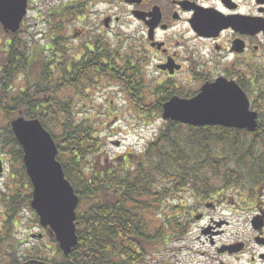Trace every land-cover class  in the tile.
Here are the masks:
<instances>
[{"label": "trees", "instance_id": "1", "mask_svg": "<svg viewBox=\"0 0 264 264\" xmlns=\"http://www.w3.org/2000/svg\"><path fill=\"white\" fill-rule=\"evenodd\" d=\"M62 14L59 11L56 17L62 19ZM62 35L61 25L51 26L50 47L36 48L27 45L25 39L14 41L19 35L12 34L4 46L7 54L0 66V110L8 120L4 127L6 137L0 139L2 147L13 148V153L9 154L15 155L24 178L28 179L23 149L10 121L24 116L39 119L45 127L54 123L58 130L52 135L59 149V160L82 202L76 220L78 244L70 255L65 256L57 240L50 237L60 254L57 261L45 246L29 250L24 255L25 261L30 260V264H142L172 239L183 235L184 225L180 221L173 222L171 214H165L170 197L177 200L180 193L191 192L201 206L214 198L227 200V196L236 192L241 194L243 188L252 192L249 200L255 196V184L264 183L263 112L254 133L219 125L192 126L163 120L158 112L165 101H147L139 96L131 103L143 113L138 116L139 122L144 119L140 126L150 125L153 122L150 119L157 116L161 122L158 131L140 151L129 147L112 158L106 157L102 148L105 140L101 138L96 120L79 115L87 106L78 91L88 72L82 71L75 57L59 50V46L65 49L61 44ZM121 48L122 45L116 46L115 68L110 76L125 84L130 64L119 60ZM21 73L26 76L25 86L15 89V80ZM92 75L87 78L90 83L97 80V75ZM135 83L136 80L130 81L133 87ZM126 88L132 93L127 85ZM66 91L73 95L62 98ZM253 105L257 107L259 101H253ZM97 152L98 157L96 155L84 167L87 158ZM20 197L22 199V195ZM30 199L28 195L22 201L28 206ZM158 212H164V225L152 234L147 216L153 218ZM13 224L12 216L9 226ZM2 240L0 244L7 243V239Z\"/></svg>", "mask_w": 264, "mask_h": 264}, {"label": "flooded vegetation", "instance_id": "2", "mask_svg": "<svg viewBox=\"0 0 264 264\" xmlns=\"http://www.w3.org/2000/svg\"><path fill=\"white\" fill-rule=\"evenodd\" d=\"M26 2L27 14L20 30L36 19L49 25V29L55 25L69 29L71 25L72 35L80 38L74 53L76 62L82 71L100 75L96 81L101 80L104 87L115 81L110 76L115 68L113 24L129 26L132 33L126 37L130 38L119 42L120 58L130 64L129 72L125 84L117 81L127 101H136L139 96L147 101L191 99L204 84L218 80L242 88L253 109V101H264V0H44L50 4L44 17L39 0ZM59 11L62 19L56 17ZM49 29L46 48L50 47ZM15 35H19L14 39L18 41L21 35ZM135 80L133 87L130 81ZM260 118L259 114V122ZM26 185L33 192L32 184ZM11 196L6 197L7 201ZM255 216H262L264 223V211L253 216V242H245L240 252L245 254L251 248L252 257L246 264L256 261ZM210 232L219 234L221 230L212 228ZM258 236L263 242L256 243L264 248V226ZM218 243L212 237L211 244L217 251ZM259 256L264 260V252ZM219 264L225 263L220 260Z\"/></svg>", "mask_w": 264, "mask_h": 264}, {"label": "rangeland", "instance_id": "3", "mask_svg": "<svg viewBox=\"0 0 264 264\" xmlns=\"http://www.w3.org/2000/svg\"><path fill=\"white\" fill-rule=\"evenodd\" d=\"M43 1L44 0H39L38 5L44 12L50 4H45ZM30 22L31 23H28V25H25L24 33L22 34L27 45L29 43V45L32 44L33 47L36 46V48L44 46L49 25L39 22L37 19L36 21L31 20ZM78 27L79 26H76L75 28ZM114 27L116 28V33H119L121 30L120 27L115 26V23L113 24V28ZM71 28L70 25L69 29ZM69 29H63V35L61 37L63 43L61 44H66L65 47L69 48L67 46L69 43L71 48L67 51V49H61L59 46V50H64L62 52L65 54L69 52L74 55L80 44V38L76 39L72 35V29ZM135 29L136 28H133L134 31ZM67 33L68 38L70 37L69 40H71L64 43V41L67 40L65 36ZM120 35L123 34L119 33V36ZM125 38H130V36H125ZM7 39L8 36L4 35L3 30L0 28V66L3 65V56L7 54L4 49V42ZM44 54H46V52H44ZM123 56L124 52L122 51V57ZM39 74H41V72H39ZM34 77L35 76H33L31 80L34 81ZM89 77H93V75L85 73L82 80L85 81V79ZM25 83L26 76L21 73L15 80V89L25 86ZM88 83L92 84L90 82ZM97 84H100V86H97ZM117 84L115 80L112 81V84L110 83L104 87L101 80H99V82L94 84L92 89L88 86V90L78 91L81 96V101L87 105L83 108L84 110H80L79 115L82 117L87 115L93 117V120H96V125L101 130L102 138L105 140L102 148L105 149V153L107 154H105L106 157L123 152L126 148L128 149L132 146L135 147V149L139 148L161 125V122L157 120V116H155L150 119V121H153L150 125L140 126L144 119L139 122L138 116L143 113L139 112L141 110L135 109L131 101L124 99V93ZM109 87H112V89ZM70 95H73V93L66 91L61 97L63 98ZM82 95L84 98H82ZM259 104L260 107L264 106V101H259ZM257 109L264 113V108L261 107ZM158 114L161 115V112L159 111ZM114 115L117 117L114 119L109 118V116L113 117ZM154 118L155 120H153ZM262 118L263 117L260 118V121H262ZM7 122L8 120L4 112L0 110L1 140L6 137V129L4 127H6ZM46 127L51 133H57L58 128L55 127L54 123H49ZM118 140L121 141V146L113 144V142ZM11 152L13 153V148L11 146L2 147L0 142V156L5 160V173L1 175L3 177H0V238L4 239L6 234L12 238L13 235L11 232L13 233L14 230L18 229L17 236H14L13 241L0 245V264H13L24 261V255L27 254L29 250L40 246L50 248L46 251L50 252L51 255L54 254L53 259L57 261V258H60V254L56 251L55 243L51 241L50 236L46 234L44 228L40 226L36 213L30 206H26L22 201L28 195H31L32 187L26 185L29 181L27 178H24L22 166L15 158V155L13 154L10 156L11 154L9 153ZM98 153L99 152L88 157L87 163H83V166L86 167L88 163L92 162L96 155L98 157ZM9 186L11 187L10 190H8L10 188ZM254 188L255 196L250 200L248 196L252 194V192L243 188L240 190L241 194L233 192V196H227L228 199L219 202L214 209L206 207V203L214 201V199L207 200L199 206L191 192L185 191L180 193L177 195V200H173V197H170L172 199L166 204L165 214H171L170 216L173 222L180 221L181 225H184L183 235L180 234L178 237H175V239H172L160 253L149 257L144 264H163L164 260H168L173 264H219L220 260H223L225 264H246L252 257L251 248L250 251L245 254L222 256L215 249V244H211L210 234L204 233L203 230L209 228L211 224L216 226V221H228L229 224L227 225L213 228L214 230L220 229L223 231L220 235H214L215 242H219L217 245L220 246L221 243L228 244L237 241H245L251 245L253 242L251 220L258 212L264 211V183L261 185L255 184ZM9 194L13 197L11 201L5 199L6 195ZM20 195H22V199H20ZM80 204H82V202H80ZM83 206L85 207L86 203H83ZM189 206L199 207L197 209H189ZM79 209H81V206L78 207V210ZM8 210L11 211L10 215H20L15 221V223H18L17 226H14V224L11 227L9 226L10 218L7 215ZM200 213H203L206 217L198 220L193 216V214L199 215ZM163 214L164 212H158L157 216L153 214V218L147 216L148 225L149 228H151L150 232L152 234L158 232L164 225ZM20 218L22 220H20ZM155 219L157 221H155ZM39 233H45L40 241L32 236V234ZM258 235L259 233L255 230V238ZM18 239L22 241L21 245L17 243ZM262 252H264V248L255 241V264H264V260L259 256Z\"/></svg>", "mask_w": 264, "mask_h": 264}, {"label": "water", "instance_id": "4", "mask_svg": "<svg viewBox=\"0 0 264 264\" xmlns=\"http://www.w3.org/2000/svg\"><path fill=\"white\" fill-rule=\"evenodd\" d=\"M25 14L26 0H0V22L5 30L16 32ZM163 118L192 126L220 125L254 132L258 127L259 113L251 109L242 88L218 80L204 84L194 98L167 101L163 105ZM11 127L23 148L24 165L34 188L31 207L39 215L40 224L48 228L68 256L78 244L76 209L80 198L57 159L56 141L39 119L19 116L11 121ZM2 170L0 161V173ZM262 225L261 218L255 217V229ZM242 248L243 245L238 244L220 251L234 252Z\"/></svg>", "mask_w": 264, "mask_h": 264}]
</instances>
